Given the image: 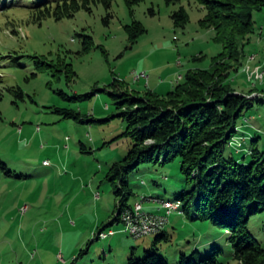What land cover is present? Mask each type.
I'll return each instance as SVG.
<instances>
[{
  "label": "rangeland",
  "instance_id": "1",
  "mask_svg": "<svg viewBox=\"0 0 264 264\" xmlns=\"http://www.w3.org/2000/svg\"><path fill=\"white\" fill-rule=\"evenodd\" d=\"M33 1L0 0V162L7 166L6 171L0 168V264H128L132 252L144 258L158 235L135 239L120 223L104 231L114 229V236L98 238L117 206L108 172L132 146L123 137L127 122L112 119L123 112L112 85L117 80L126 90L143 94L145 87L135 75L146 72L159 86H172L190 69L211 68L222 46L214 41L213 30L201 28L206 12L195 0L174 5L144 0L134 9L115 0L111 9L98 4L91 12L40 23L31 18ZM181 7L190 18L185 27H177L172 18ZM253 16L255 41L264 32V9ZM134 22L147 32L130 48L126 26ZM259 44H248L243 60L252 53L261 55L264 41ZM242 71L232 74L230 83L249 93L256 82ZM255 79L261 90L258 83L264 78ZM172 89L165 85L159 92ZM58 110L74 111L86 122L68 119ZM244 114L238 129L242 141L236 138L234 144L243 146L248 135L247 144L228 152L249 162L253 147L264 152V96ZM129 181L130 204L144 201L153 214L147 207L160 208L158 201L179 205V212L169 217V242L159 246L160 257L178 264L183 253L191 256L199 250L208 256L217 249L221 263L236 264L229 232L196 218L194 209L186 214L177 201L192 190L179 158L165 165L142 164ZM249 229L264 241V212L251 218Z\"/></svg>",
  "mask_w": 264,
  "mask_h": 264
},
{
  "label": "trees",
  "instance_id": "2",
  "mask_svg": "<svg viewBox=\"0 0 264 264\" xmlns=\"http://www.w3.org/2000/svg\"><path fill=\"white\" fill-rule=\"evenodd\" d=\"M114 1L34 0L29 10L37 23L47 18L60 21L82 10L91 12L92 6L98 4L111 9ZM125 1L134 9L144 0ZM195 1L206 12L199 21L201 28L213 30L214 41L222 46V52L213 58L212 67L188 70L167 94L151 90L138 94L135 90H126L125 83L117 85V80L112 85L115 89L112 96L120 99L117 105L123 111L112 119L121 118L127 122L123 137L131 139L132 146L127 157L108 172L107 180L113 188L117 206L110 223L102 226L99 234L119 225L121 214L134 205L129 201L133 195L129 176L140 165H165L179 158L182 173L192 186V190L184 192L177 200L182 203L184 212L190 215L194 209L196 218L211 221L228 231L236 264H264V241L249 229L251 218L264 212V152L253 147L249 162L228 152L234 148L230 144L239 137L244 113L260 98L253 96L257 93L255 89L238 93L230 79L242 67L244 48L251 43L256 29L253 14L264 9V0ZM180 2L166 0L168 5ZM151 13L154 15L155 11ZM172 18L177 27H185L190 20L184 7ZM126 31L130 48L147 32L137 22L126 26ZM84 46L90 49L86 40ZM95 94L96 91L85 98ZM58 112L68 119L86 122L74 111ZM0 168L6 171L7 166L0 162ZM157 235L155 245L146 250L144 258L132 252L128 264H170L159 256V246L169 242L168 234L164 230ZM220 255L221 250L217 249L208 256L195 250L191 256L181 254L178 264H223Z\"/></svg>",
  "mask_w": 264,
  "mask_h": 264
},
{
  "label": "built area",
  "instance_id": "3",
  "mask_svg": "<svg viewBox=\"0 0 264 264\" xmlns=\"http://www.w3.org/2000/svg\"><path fill=\"white\" fill-rule=\"evenodd\" d=\"M263 74L264 71L260 70L257 72V76L252 77H262ZM148 79L149 76L144 72L141 80H147L148 82ZM230 145L231 147H238L237 143ZM97 197L99 199V195ZM172 207H175V205L160 204V208L164 212L162 214H153L145 210L144 201L137 200L129 212L124 215V222L121 225H123L124 231L133 238L143 239L154 231L166 230L169 224V217L172 215ZM115 234L116 232L111 229L108 232H101L98 236L100 239L106 240Z\"/></svg>",
  "mask_w": 264,
  "mask_h": 264
},
{
  "label": "crops",
  "instance_id": "4",
  "mask_svg": "<svg viewBox=\"0 0 264 264\" xmlns=\"http://www.w3.org/2000/svg\"><path fill=\"white\" fill-rule=\"evenodd\" d=\"M260 41H264V32L263 31H260L258 39L255 40V41H251V43L252 42H256V44L260 46L261 45V44H259ZM241 68L243 70L242 71L243 72V76L247 77L248 80L251 81V82H256V84L253 83L255 85L254 88L257 91L256 96H261V97L264 96V82L263 83H258L261 86V90H257V88H258L257 80L255 79V77H252V76H257V72L258 71H260V70L264 71V50L261 53V55H259L257 53L250 54L249 57H247L245 60H243V64H242ZM239 74H240V71L237 73V75H239ZM263 75H262V78H264ZM180 77H182V75H179V77L177 79L179 80ZM152 80H153V77L150 76L149 84H148V82H147V84L143 83L144 80L140 81L141 84H143V86L145 87V91L151 90V91H154L156 93L163 94L162 92L161 93L159 92V89L161 88V86H165L166 85L168 88H173L177 84V83H174L172 86H168L167 82H164L162 85L159 86V83L153 82ZM137 83H139V82H137ZM236 90H237L238 93H245L244 91H241V90H238V89H236ZM168 91H171V90H168ZM261 129L262 128L259 127V130H261ZM247 136L244 137V142H245V140H246V142L248 141ZM239 138L240 137H238V139ZM239 140L242 141V138H240ZM246 142L243 144L242 148H244V146L247 144ZM100 199L101 198H100V195H99V199H97V200L100 201ZM151 209H152V212H154L155 214H162L161 208H158V207H156L154 205H149V209L147 207V210L149 211ZM114 213H115V210L113 211V215H114ZM109 219H111V218H109ZM107 225L108 224H104L103 226H107ZM167 228H166V230H167Z\"/></svg>",
  "mask_w": 264,
  "mask_h": 264
},
{
  "label": "bare ground",
  "instance_id": "5",
  "mask_svg": "<svg viewBox=\"0 0 264 264\" xmlns=\"http://www.w3.org/2000/svg\"><path fill=\"white\" fill-rule=\"evenodd\" d=\"M253 59H254V58H253ZM143 75H144V72L141 73V74H136V75H135V81H136V82L140 81V80L142 79ZM234 142H235V141H233V144H234ZM241 145H242V144H239V143H238V146H241ZM158 203L163 204V205H175V207H172V213H173L174 211H178V212H179V205H178L177 203H175V202H160V201H158ZM129 210H130V208H129V209H126V210L121 214V221H120L121 223L124 222V215L127 214V212H129ZM162 231H164V230L154 231V232H152L151 234H149L148 236L157 235V234L161 233Z\"/></svg>",
  "mask_w": 264,
  "mask_h": 264
}]
</instances>
